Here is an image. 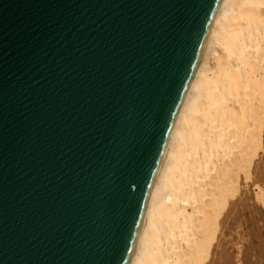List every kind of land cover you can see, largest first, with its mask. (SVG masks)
<instances>
[{
	"label": "water",
	"instance_id": "water-1",
	"mask_svg": "<svg viewBox=\"0 0 264 264\" xmlns=\"http://www.w3.org/2000/svg\"><path fill=\"white\" fill-rule=\"evenodd\" d=\"M222 0H0V264H126Z\"/></svg>",
	"mask_w": 264,
	"mask_h": 264
},
{
	"label": "bare ground",
	"instance_id": "bare-ground-1",
	"mask_svg": "<svg viewBox=\"0 0 264 264\" xmlns=\"http://www.w3.org/2000/svg\"><path fill=\"white\" fill-rule=\"evenodd\" d=\"M263 131L264 0H222L126 264H204L242 175L251 179Z\"/></svg>",
	"mask_w": 264,
	"mask_h": 264
},
{
	"label": "rangeland",
	"instance_id": "rangeland-1",
	"mask_svg": "<svg viewBox=\"0 0 264 264\" xmlns=\"http://www.w3.org/2000/svg\"><path fill=\"white\" fill-rule=\"evenodd\" d=\"M251 172V179L242 175L238 193L223 213L218 244L204 264H264V199L254 188L264 190V131Z\"/></svg>",
	"mask_w": 264,
	"mask_h": 264
}]
</instances>
